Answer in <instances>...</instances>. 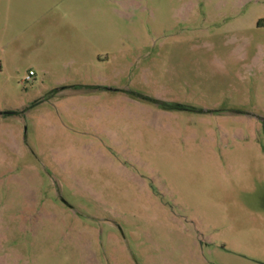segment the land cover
I'll return each mask as SVG.
<instances>
[{
	"label": "rangeland",
	"instance_id": "374dc122",
	"mask_svg": "<svg viewBox=\"0 0 264 264\" xmlns=\"http://www.w3.org/2000/svg\"><path fill=\"white\" fill-rule=\"evenodd\" d=\"M0 264H264V0H0Z\"/></svg>",
	"mask_w": 264,
	"mask_h": 264
},
{
	"label": "built area",
	"instance_id": "2783aa9c",
	"mask_svg": "<svg viewBox=\"0 0 264 264\" xmlns=\"http://www.w3.org/2000/svg\"><path fill=\"white\" fill-rule=\"evenodd\" d=\"M31 74H32V71H29L28 75L26 76V79H28Z\"/></svg>",
	"mask_w": 264,
	"mask_h": 264
},
{
	"label": "crops",
	"instance_id": "0c3cea01",
	"mask_svg": "<svg viewBox=\"0 0 264 264\" xmlns=\"http://www.w3.org/2000/svg\"><path fill=\"white\" fill-rule=\"evenodd\" d=\"M261 226H263V225L261 224Z\"/></svg>",
	"mask_w": 264,
	"mask_h": 264
}]
</instances>
